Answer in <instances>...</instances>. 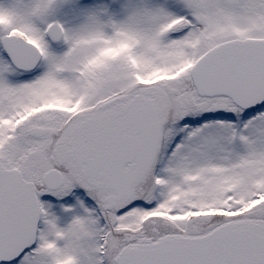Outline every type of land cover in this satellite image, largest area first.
<instances>
[{
	"label": "snow or ice",
	"instance_id": "snow-or-ice-1",
	"mask_svg": "<svg viewBox=\"0 0 264 264\" xmlns=\"http://www.w3.org/2000/svg\"><path fill=\"white\" fill-rule=\"evenodd\" d=\"M0 264H264V0H0Z\"/></svg>",
	"mask_w": 264,
	"mask_h": 264
}]
</instances>
